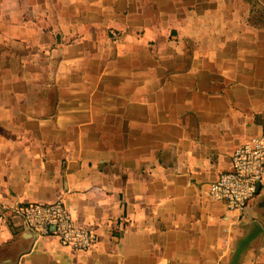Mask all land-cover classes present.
<instances>
[{
	"label": "crops",
	"instance_id": "1",
	"mask_svg": "<svg viewBox=\"0 0 264 264\" xmlns=\"http://www.w3.org/2000/svg\"><path fill=\"white\" fill-rule=\"evenodd\" d=\"M264 133V0H0V264H264V174L208 197ZM61 199L96 244L24 229Z\"/></svg>",
	"mask_w": 264,
	"mask_h": 264
},
{
	"label": "built area",
	"instance_id": "2",
	"mask_svg": "<svg viewBox=\"0 0 264 264\" xmlns=\"http://www.w3.org/2000/svg\"><path fill=\"white\" fill-rule=\"evenodd\" d=\"M232 164L209 185L207 195L221 200L232 211L242 213L259 190L264 174V133L250 137L234 148ZM13 212L22 217L24 228L37 237L51 235L74 251L96 244L94 229L78 226L72 211L61 199L53 202L28 201L15 205Z\"/></svg>",
	"mask_w": 264,
	"mask_h": 264
},
{
	"label": "water",
	"instance_id": "3",
	"mask_svg": "<svg viewBox=\"0 0 264 264\" xmlns=\"http://www.w3.org/2000/svg\"><path fill=\"white\" fill-rule=\"evenodd\" d=\"M259 189H260V184H259ZM24 229H25V228H24ZM25 230H27V229H25ZM27 231H28V230H27ZM30 232H32V231H30ZM32 233H33V232H32ZM33 235L36 236L34 233H33ZM36 237H37V236H36Z\"/></svg>",
	"mask_w": 264,
	"mask_h": 264
}]
</instances>
